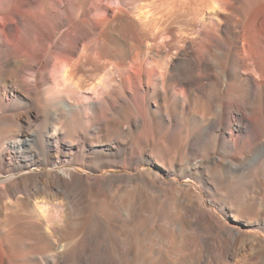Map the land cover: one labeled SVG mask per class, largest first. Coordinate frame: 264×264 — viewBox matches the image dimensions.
I'll return each mask as SVG.
<instances>
[{
    "label": "bare ground",
    "instance_id": "6f19581e",
    "mask_svg": "<svg viewBox=\"0 0 264 264\" xmlns=\"http://www.w3.org/2000/svg\"><path fill=\"white\" fill-rule=\"evenodd\" d=\"M0 177V264H264V0H0Z\"/></svg>",
    "mask_w": 264,
    "mask_h": 264
},
{
    "label": "rangeland",
    "instance_id": "374dc122",
    "mask_svg": "<svg viewBox=\"0 0 264 264\" xmlns=\"http://www.w3.org/2000/svg\"><path fill=\"white\" fill-rule=\"evenodd\" d=\"M145 167H147V166L146 165H143L142 167H140V170H143ZM78 168L83 173H86V172L90 173L89 171H87L85 168H83L81 166H79ZM42 169L43 168H36V170H42ZM114 172H118V169H115V168H104L103 171H102V174L103 175H109V174L114 173ZM131 172H133V171H131ZM96 174H101V173L98 172ZM3 178L4 177H0V180H2ZM177 209H178V207L176 205L173 206V204H172V206H168L167 209H165V211H164V214H165L164 215V218H165L164 219V222H165V225H167L166 226L167 227L166 228V236L164 238H167V239H165V241L168 240V239L170 240V238L172 240V244L170 243V246L169 247L163 248L165 250H170V251L177 250V248L179 246V242L181 240L180 239L181 236H179L181 234L180 233L181 231H180V229L178 227L179 224L178 225L177 224L176 225L174 224V221L177 220V218L179 217V212H178ZM167 231H168V233H167ZM261 232L264 235V230L261 231ZM168 235L171 236V237L169 238ZM154 237L156 238V240L158 241V243L161 244L160 237H163V236L160 235V237H159V234H158V235H154Z\"/></svg>",
    "mask_w": 264,
    "mask_h": 264
}]
</instances>
